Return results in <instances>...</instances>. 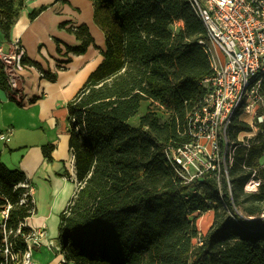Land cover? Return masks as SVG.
<instances>
[{
	"label": "trees",
	"instance_id": "trees-1",
	"mask_svg": "<svg viewBox=\"0 0 264 264\" xmlns=\"http://www.w3.org/2000/svg\"><path fill=\"white\" fill-rule=\"evenodd\" d=\"M91 1L105 49L102 62L67 104L77 186L59 215L56 240L64 263L264 264V182L255 193L244 191L253 171L263 178L264 125L253 139L234 143L227 180L208 176L183 184L164 155L166 147L191 141L182 127L202 102L200 82L212 74L205 30L187 0ZM21 4L0 0L5 36ZM176 21L183 28L175 33ZM67 31L81 42L67 52L83 54L93 45L86 26ZM0 82L7 89L1 69ZM261 89L264 94V79ZM9 99L15 102L11 93ZM142 103L165 107L170 115L160 123L157 113L147 112L132 126L129 120ZM75 125L81 127L77 133ZM250 131L235 120L229 135ZM50 151L43 147L47 158ZM25 180L21 170L0 161V211L10 206L7 227L13 233L33 213L30 201L20 203ZM209 211L212 224L199 234L190 217ZM13 240L24 246L20 236Z\"/></svg>",
	"mask_w": 264,
	"mask_h": 264
},
{
	"label": "crops",
	"instance_id": "crops-1",
	"mask_svg": "<svg viewBox=\"0 0 264 264\" xmlns=\"http://www.w3.org/2000/svg\"><path fill=\"white\" fill-rule=\"evenodd\" d=\"M93 11L91 0H22L8 35L0 31L4 52L16 39L24 51L18 68L20 102L11 101L0 82V131L12 130L9 142L1 141L0 161L21 170L33 189V213L25 224L28 230L43 229L46 233L32 250L33 264H65L61 253H49L54 250L48 249L47 243L57 239L59 215L77 186L69 149L67 104L103 60L105 36L94 23ZM32 12L37 15L30 19ZM80 26L87 27L93 45L74 55L66 47L77 48L81 42L67 29ZM23 58L40 69L24 64ZM42 72L55 74L56 79L51 82ZM43 147H51L50 158L44 155Z\"/></svg>",
	"mask_w": 264,
	"mask_h": 264
},
{
	"label": "built area",
	"instance_id": "built-area-1",
	"mask_svg": "<svg viewBox=\"0 0 264 264\" xmlns=\"http://www.w3.org/2000/svg\"><path fill=\"white\" fill-rule=\"evenodd\" d=\"M187 3L205 30L204 51L212 74L200 82L205 90L202 102L182 127L181 134L188 135L191 141L176 148L166 147L164 155L183 184L208 176H215L218 181L220 177L227 180L235 148L229 138L234 121L245 123L254 134L264 124L261 89L264 79V0H187ZM199 43L203 45V42ZM23 54L17 39L10 44L9 51L0 48V69L16 102L21 100L18 68ZM72 123H75L73 119ZM80 129L78 125L74 126L76 133ZM11 134V129L1 131L0 141L9 142ZM71 165L75 168L73 155ZM255 175L253 171L244 186L245 192H257L261 182ZM20 186L26 189L20 203H33L32 186L27 180ZM9 208L6 205L0 211V264H33L32 250L46 238V233L43 229L23 232L22 229L27 228L25 220L13 233L7 227ZM16 236L23 239L22 248L16 246L13 240ZM196 244H201L199 239ZM47 247L60 253L59 246L52 241Z\"/></svg>",
	"mask_w": 264,
	"mask_h": 264
},
{
	"label": "rangeland",
	"instance_id": "rangeland-1",
	"mask_svg": "<svg viewBox=\"0 0 264 264\" xmlns=\"http://www.w3.org/2000/svg\"><path fill=\"white\" fill-rule=\"evenodd\" d=\"M182 28H183V22L182 21H176L171 26L172 32H175V33ZM147 112L157 113L158 120L160 121V123H163L164 121H166L170 115L169 112H167V110L165 109V107L159 106L157 104L142 103L137 114L129 120V124L132 126L138 125L139 117L143 116ZM263 125L264 124H262L261 126H263ZM261 126L258 127L256 132L254 131L255 134L252 132H244V133L237 134L234 139L231 138L230 135H229V138L231 139V141L233 143L239 142V141L240 142L243 141L244 143H246L248 140H251L254 138L256 133L260 131ZM0 147H2L1 141H0ZM260 161H261V163H263V164H261L263 166L260 165L261 166L260 168L262 169V173H263V175H262L263 178L257 176L258 177L257 179L260 182H264V155L261 157ZM206 213L207 212H205L203 214L197 213V214L190 217V220L195 223V225L199 231V234H205L212 224L213 213H211L210 215H207ZM49 253H51L52 255L59 254V252L55 251V250L53 252H49ZM60 262L61 263H58V264H63L62 261H60Z\"/></svg>",
	"mask_w": 264,
	"mask_h": 264
},
{
	"label": "water",
	"instance_id": "water-1",
	"mask_svg": "<svg viewBox=\"0 0 264 264\" xmlns=\"http://www.w3.org/2000/svg\"><path fill=\"white\" fill-rule=\"evenodd\" d=\"M54 245H55V246H58V242H57V240H55Z\"/></svg>",
	"mask_w": 264,
	"mask_h": 264
}]
</instances>
